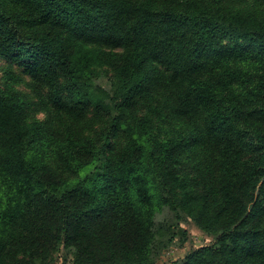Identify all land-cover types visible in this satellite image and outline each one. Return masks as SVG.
<instances>
[{"label": "trees", "instance_id": "obj_1", "mask_svg": "<svg viewBox=\"0 0 264 264\" xmlns=\"http://www.w3.org/2000/svg\"><path fill=\"white\" fill-rule=\"evenodd\" d=\"M0 60V264H264V0H0Z\"/></svg>", "mask_w": 264, "mask_h": 264}, {"label": "rangeland", "instance_id": "obj_2", "mask_svg": "<svg viewBox=\"0 0 264 264\" xmlns=\"http://www.w3.org/2000/svg\"><path fill=\"white\" fill-rule=\"evenodd\" d=\"M0 64H1V67L6 66L4 61H1V60H0ZM110 75H111L110 73L106 71H102L100 72V75L97 78V81L103 87L108 88L110 86ZM4 76H5V72L2 68H0V81H3ZM17 88L28 93L31 99L37 100L36 94L26 84H20ZM37 116L39 118H44L45 113L42 111H39L37 112ZM183 227L189 233V241L184 246L172 247L171 249L167 250L161 256L157 264H174L177 262L182 264L186 255L192 250L214 244L215 238L202 232L194 222L188 221L187 223L183 225ZM70 261H71V258H69L68 260H65L64 252H62L56 256L54 264H71Z\"/></svg>", "mask_w": 264, "mask_h": 264}]
</instances>
